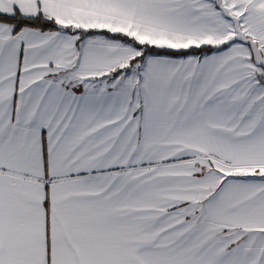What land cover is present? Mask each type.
Masks as SVG:
<instances>
[{
	"label": "snow or ice",
	"instance_id": "1",
	"mask_svg": "<svg viewBox=\"0 0 264 264\" xmlns=\"http://www.w3.org/2000/svg\"><path fill=\"white\" fill-rule=\"evenodd\" d=\"M0 264H264V0H0Z\"/></svg>",
	"mask_w": 264,
	"mask_h": 264
}]
</instances>
